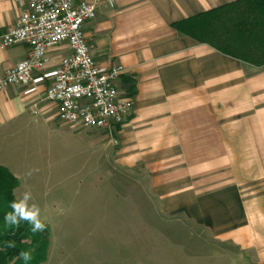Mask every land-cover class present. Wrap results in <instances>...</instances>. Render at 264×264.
Listing matches in <instances>:
<instances>
[{"label": "crops", "instance_id": "crops-1", "mask_svg": "<svg viewBox=\"0 0 264 264\" xmlns=\"http://www.w3.org/2000/svg\"><path fill=\"white\" fill-rule=\"evenodd\" d=\"M237 1L101 0L84 34L99 67L125 71L117 88L131 110L115 132L116 162L144 169L168 217L239 250L245 264H264V66L223 55L172 28ZM19 14L12 0H0V36ZM61 53L50 51L45 73ZM28 55L27 46L0 45V74ZM51 83L34 85L31 95L30 86L0 92V167L19 179L17 200L25 179L39 174L36 155L52 153L64 131L66 137L75 132L59 123L57 106L44 98Z\"/></svg>", "mask_w": 264, "mask_h": 264}, {"label": "rangeland", "instance_id": "rangeland-1", "mask_svg": "<svg viewBox=\"0 0 264 264\" xmlns=\"http://www.w3.org/2000/svg\"><path fill=\"white\" fill-rule=\"evenodd\" d=\"M64 133L52 153L36 155L39 174L17 195L31 193L50 230L45 264H245L239 250L167 216L144 169L116 162L115 132Z\"/></svg>", "mask_w": 264, "mask_h": 264}, {"label": "built area", "instance_id": "built-area-1", "mask_svg": "<svg viewBox=\"0 0 264 264\" xmlns=\"http://www.w3.org/2000/svg\"><path fill=\"white\" fill-rule=\"evenodd\" d=\"M20 14L14 27L0 36L4 49L29 48L28 57L0 74V92L15 86H30L52 80L44 98L58 108L57 119L75 131L89 129L114 133L125 124L131 104L119 96L117 81L123 67L97 65L84 26L96 18L101 0H12ZM112 6V3H110ZM58 49L56 68L45 73L52 62L50 51ZM35 74H43L34 78Z\"/></svg>", "mask_w": 264, "mask_h": 264}, {"label": "trees", "instance_id": "trees-1", "mask_svg": "<svg viewBox=\"0 0 264 264\" xmlns=\"http://www.w3.org/2000/svg\"><path fill=\"white\" fill-rule=\"evenodd\" d=\"M172 28L182 36L208 45L219 53L254 67L264 66V0H240L177 22ZM18 178L0 167V264H45L50 250V230L33 233L31 225L4 224L5 212L17 200ZM11 243L14 246H8ZM21 251L32 253L25 262Z\"/></svg>", "mask_w": 264, "mask_h": 264}, {"label": "clouds", "instance_id": "clouds-1", "mask_svg": "<svg viewBox=\"0 0 264 264\" xmlns=\"http://www.w3.org/2000/svg\"><path fill=\"white\" fill-rule=\"evenodd\" d=\"M31 193L25 192L19 200H14L10 203L11 211L5 212L4 224L8 227H19L21 221L28 222L32 227L33 233H42L46 229V225L40 219V208L36 204H30ZM8 246H14L9 243ZM19 257L25 262L30 261L32 253L29 251H21Z\"/></svg>", "mask_w": 264, "mask_h": 264}]
</instances>
